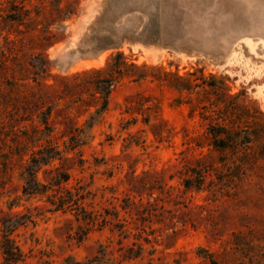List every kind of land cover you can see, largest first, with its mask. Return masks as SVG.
Wrapping results in <instances>:
<instances>
[{
    "label": "rangeland",
    "instance_id": "obj_1",
    "mask_svg": "<svg viewBox=\"0 0 264 264\" xmlns=\"http://www.w3.org/2000/svg\"><path fill=\"white\" fill-rule=\"evenodd\" d=\"M118 53L150 76L119 80L77 138L68 120L94 111L92 86L67 93L60 78ZM70 137L85 144L67 150ZM48 144L70 160L37 178L60 167L79 206L23 195ZM5 239L14 264H264V0H0Z\"/></svg>",
    "mask_w": 264,
    "mask_h": 264
},
{
    "label": "trees",
    "instance_id": "obj_2",
    "mask_svg": "<svg viewBox=\"0 0 264 264\" xmlns=\"http://www.w3.org/2000/svg\"><path fill=\"white\" fill-rule=\"evenodd\" d=\"M131 67L133 71L125 69L126 67ZM47 66L43 65L42 69H46ZM153 69L147 66H137L134 64L128 65L126 59L122 53H118L112 57V60L107 63L103 68L90 69L83 71L81 73L72 75L66 78H60L61 81H65L62 91L63 92H73L76 90L84 89L86 84H91L92 88V98L94 105H87V108H94L93 112L89 113H77L78 115L73 117L71 124L69 125H82L79 128V134L75 135L77 138L81 136L88 137L90 130L96 125L102 118L103 114L108 110L110 103V95L112 89L115 87L116 83L123 78H129L133 81H139L150 76L148 72ZM134 72V73H133ZM166 76H170V73H166ZM157 80H162L157 78ZM54 80H58L57 77ZM178 80H183L181 77ZM71 81V83L67 82ZM57 82V81H56ZM50 85L49 87L55 88L57 83ZM73 104V103H72ZM69 108H72L71 106ZM84 121H79L81 116H85ZM42 124L48 125L49 121L47 119L41 121ZM66 124V123H64ZM226 134L225 131L218 133L215 136L218 137ZM84 139H75L70 137L69 145L67 150H75L76 148L84 145ZM215 146L217 148H227L229 146L225 141H215ZM69 152V151H66ZM62 151L58 146L54 145H39V149L34 151L30 157V164L27 165L25 169L24 185L22 186V193L30 198L37 196H46L48 201L54 206L53 211L67 210L73 206H79L80 200L84 199L82 195L74 194L68 187L67 184L71 179V175L66 171L62 170L60 167L55 168L56 174L47 183H43L38 180L37 172L35 168L38 166H47L55 160L62 162H67L70 160L68 156L62 155ZM36 155V156H35ZM39 156V158L37 157ZM185 186L189 188L188 182ZM6 243V244H5ZM5 243L0 245V250L3 257L11 264L20 262L24 258L22 250L14 246L10 239H5ZM213 264H216L213 262Z\"/></svg>",
    "mask_w": 264,
    "mask_h": 264
}]
</instances>
